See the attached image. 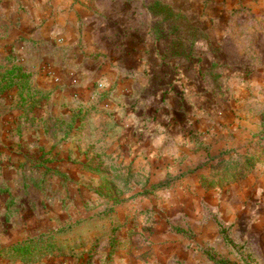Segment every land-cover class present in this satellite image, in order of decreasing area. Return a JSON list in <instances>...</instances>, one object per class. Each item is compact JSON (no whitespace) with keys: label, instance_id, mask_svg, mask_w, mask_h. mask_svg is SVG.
<instances>
[{"label":"rangeland","instance_id":"1","mask_svg":"<svg viewBox=\"0 0 264 264\" xmlns=\"http://www.w3.org/2000/svg\"><path fill=\"white\" fill-rule=\"evenodd\" d=\"M1 3L0 264H264V0Z\"/></svg>","mask_w":264,"mask_h":264},{"label":"crops","instance_id":"2","mask_svg":"<svg viewBox=\"0 0 264 264\" xmlns=\"http://www.w3.org/2000/svg\"><path fill=\"white\" fill-rule=\"evenodd\" d=\"M29 1V0H27ZM27 11H30V15H29V20H30V25L35 26L36 24H38V22L41 20L42 23L44 21V23H46V7H42L40 6V4H35L34 2L30 4V7H26ZM20 9L19 6H13V5H3L2 3L0 4V57H1V51H3V45L5 42H12L17 33L13 32L14 27H17V29H15L14 31L18 32H22V29L20 30ZM40 19V20H38ZM115 21L109 22L108 24L106 23V21H100L96 24H93L96 30L93 33L94 35H99V34H103V33H108V31L112 28L111 26L114 25ZM43 23V26H45V24ZM116 25L122 26V30L124 29V26L126 25L125 21H120L118 22ZM9 27L11 30L9 32ZM30 29V28H29ZM27 29V30H29ZM42 30L44 31L45 29L42 28ZM38 32V30H37ZM44 33V32H42ZM127 31L124 32L122 34V37L125 38L126 40L129 41H138L139 44L143 41H141V36L140 33H138V35L134 36V35H129L127 34ZM3 44V45H2ZM127 56H132V57H136L138 58L140 61L143 58V53L141 54V50L140 47L138 48V50H130V48L127 49ZM144 52V51H143ZM139 61V62H140ZM140 64V63H139ZM262 248H264V243L261 245Z\"/></svg>","mask_w":264,"mask_h":264}]
</instances>
